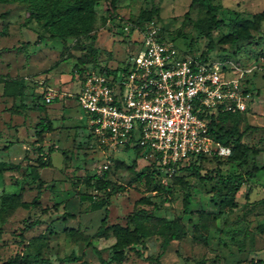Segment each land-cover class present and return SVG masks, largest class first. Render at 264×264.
I'll return each instance as SVG.
<instances>
[{"label": "rangeland", "instance_id": "1", "mask_svg": "<svg viewBox=\"0 0 264 264\" xmlns=\"http://www.w3.org/2000/svg\"><path fill=\"white\" fill-rule=\"evenodd\" d=\"M213 2L226 16L238 12L249 17L264 8V0ZM152 5L158 7L164 37L179 52L197 55L206 51L210 14L204 7L191 4V0H118L116 12L108 10V4L100 0L95 6L92 28L85 34L66 37L50 34L43 20L29 16L25 3L0 1V75L22 77L26 83L23 103L29 107L45 104L54 127L52 132L44 134L42 142L45 151L49 147L54 149L48 154L51 166L39 168V205H30L39 181L26 179L23 171L26 163L38 155L34 124L44 112L21 107L10 116L0 115V159L21 166L0 173L2 260L16 252L30 256L40 253L43 264H63V259L72 253L90 263H98L99 256L109 258L114 242L110 233L96 235L99 225L103 220L106 225L125 224V216L137 207L149 215L142 220L149 234L144 245L139 246L142 255L131 249L119 264H264V24L262 32L254 34V42L240 49L217 42L225 28L211 30L216 43L209 58L223 63L227 69L234 65L252 70L248 79L255 96L237 119L242 141L256 151L250 152L244 167L239 168L227 156L212 152L204 155L200 168V175L206 179L191 173L193 169H178L174 176L157 170L152 181L146 183L136 175L139 170L150 171L146 166L150 163L140 153L133 148L111 149L89 136L86 112L73 95L80 79V66L92 61L115 66L125 61L142 45L143 38L136 30L120 31L119 21L136 18L141 9H150ZM92 49L97 50L93 53ZM48 87L58 91L59 96L43 103ZM19 102L15 100L16 107ZM2 103L9 104V101L0 98ZM220 123L230 128L234 120L221 118ZM7 144L10 146L3 148ZM117 160L134 163L133 168L116 167ZM253 164L257 171L253 178H248L246 171ZM105 170L113 182V193L106 207L92 209L90 201L80 200L78 194L88 191L100 197L103 192L86 188L82 178L101 175ZM235 174L241 179L237 191L229 189L237 183L232 179ZM179 176L187 185L174 182ZM118 185L123 188L114 191ZM186 191L190 194V205L183 212L182 197ZM12 192H19L20 202L14 208L2 196ZM143 196L149 197L156 206L136 205ZM69 212L73 215L69 216ZM179 222L185 228V235L169 240L163 247L161 228L167 223Z\"/></svg>", "mask_w": 264, "mask_h": 264}, {"label": "built area", "instance_id": "2", "mask_svg": "<svg viewBox=\"0 0 264 264\" xmlns=\"http://www.w3.org/2000/svg\"><path fill=\"white\" fill-rule=\"evenodd\" d=\"M118 27L136 30L142 45L108 71L88 65L78 80L73 95L86 112L89 133L111 149L138 147L168 175L199 154L229 155L230 147L210 135L209 115L248 109L255 96L251 68L227 69L218 60L179 52L156 17L141 23L126 17ZM58 96L48 87L44 100Z\"/></svg>", "mask_w": 264, "mask_h": 264}, {"label": "trees", "instance_id": "3", "mask_svg": "<svg viewBox=\"0 0 264 264\" xmlns=\"http://www.w3.org/2000/svg\"><path fill=\"white\" fill-rule=\"evenodd\" d=\"M1 2H9L12 0H0ZM21 3H25L28 9L29 16L32 18L43 20V25L47 28V31L50 34L66 37V36H76L80 34H85L92 28L94 15H95V6L98 5L100 0H14ZM118 0H103L108 4L107 9L111 10V12H116ZM191 4H197L201 7H204L206 12L210 14L208 18V22L206 25V35L208 37L207 48L205 52L199 53L202 59H209L210 51L215 47V43L211 30L213 28H225L226 31L222 32L217 42L219 44H229L231 46L236 45L238 49L242 48L248 43L254 42L253 39L254 34H260L262 32V27L264 24V8L262 10L256 11L252 13L249 17L244 16L238 12H235L232 16L223 15L219 10V5L215 4L213 0H191ZM116 14V13H115ZM187 13H185V16ZM110 16H114V14H110ZM156 17L158 19V7L151 6L150 9H141L136 18L128 17L136 21L137 23H141L144 20L151 19ZM121 31V30H120ZM95 39V35H92ZM235 46V47H236ZM97 49H92L93 53H95ZM224 50V49H223ZM186 54V53H184ZM90 66L100 67L102 70H109L108 65H102L97 61H92ZM88 65L80 66V77L81 78L86 70ZM0 82L3 83L2 86V95L6 97L12 98V104L9 107V110H13L15 112L19 111L20 107H25L26 109H38L41 112H44L42 116L38 118V121L34 124V136H35V144L38 155L28 161L25 165V171H23V175L26 179L30 181H39V168L45 166H51V159L48 155L52 150V147H49L47 151L44 150L42 146V142L44 139V134L52 132L54 127L52 125L51 120L49 119L46 113L45 104H36L31 107H26L23 103V99L26 95V83L22 77H12L7 74L0 75ZM15 99H19L20 102L16 107ZM44 99V97H43ZM57 99V97H55ZM43 103H46L45 100ZM19 107V108H18ZM245 112V111H244ZM243 112H216L209 115L208 122V130L210 135L216 140L221 142L224 146L230 147V153L227 155L228 161H235L239 168L247 165L248 158L251 153L256 152L249 145L242 141V131H239L237 119L241 116ZM219 116V117H217ZM222 118H231L234 120V123L230 128H225L221 123L220 119ZM219 119V120H218ZM89 136H92L89 133ZM10 144L3 145V148H7ZM128 149V148H125ZM135 152L139 154L140 149L134 148ZM204 155L199 154L197 159L191 161L187 165L181 166L179 169H193L191 173L195 176H198L201 179H206L202 175H200V168L203 167L202 160L204 159ZM137 158H134L133 162H136ZM133 164L125 163L122 160H117L116 167H123L125 169H132ZM150 167V171H137V177L144 178L146 183H150L152 181V175L158 173V169L154 167V163H150L146 165ZM21 166L19 163H13L6 160H0V173H3L7 170L19 169ZM257 171V167L253 164L250 170H247L248 178H253ZM174 176V175H173ZM175 183H179L181 185H187V182L181 177H175ZM234 181L237 183H233L230 190L237 191L239 189V179L237 174L233 175ZM241 180V179H240ZM243 181V180H242ZM40 182H38V190L36 195L30 201V205H39V197H40ZM82 182H84L86 188H91L96 191H102L103 194L100 197L95 196L96 193H91L88 191H84L79 193L80 200H89L92 209H100L102 207H106L109 204L110 197L113 193V182L108 178V170H105L103 174L97 175H87L82 178ZM22 188V187H21ZM122 185H118L116 190L122 189ZM3 198L6 202H8L11 208L16 207L19 204V192L15 193H4L2 194ZM226 201V200H224ZM233 203L232 200L229 201ZM138 203H146L152 204L153 207L156 206V203L152 201L149 197L143 196L140 197L136 201V205ZM183 203V212H187L190 205V194L186 191L182 197ZM6 204V203H5ZM69 216H72L73 213H67ZM149 215L143 210L134 207L126 216H125V224H121L119 222L110 223L108 225L105 224L103 220L101 225H99L96 235L98 236H107L110 233L114 237V242L110 246V256L108 259H103L99 256L100 261L98 263H90L84 259H80L79 257L73 255L72 253L67 255L63 259V264L66 262H79V264H115L121 263L128 256L127 252L133 249L136 254L142 255L139 249V246L142 247L145 243V236L149 233L148 229L142 224V220L147 219ZM154 217V216H153ZM157 218V217H156ZM161 220V219H157ZM156 220V223L158 222ZM177 225H173V223H167L165 228H161L160 232L164 234V238L162 240V246L168 243L169 240L179 239L185 235V228L181 222L176 223ZM159 257V254L155 257L156 259ZM146 258H152L150 256ZM43 257L40 253H36L32 256L29 254H21L16 252L15 254L7 257L2 260L0 258V264H43Z\"/></svg>", "mask_w": 264, "mask_h": 264}, {"label": "crops", "instance_id": "4", "mask_svg": "<svg viewBox=\"0 0 264 264\" xmlns=\"http://www.w3.org/2000/svg\"><path fill=\"white\" fill-rule=\"evenodd\" d=\"M2 86H3V83L0 82V98H1V100L7 99L9 101V104H3L2 103V105H0V115L1 116H3V115L10 116V114L13 110H9V107L11 106L13 101H12V98L2 95ZM25 92H26V90H25ZM26 107H29V105H27ZM20 109H21V107L19 108V110ZM0 130H2V129L0 128ZM0 160H3V159H0Z\"/></svg>", "mask_w": 264, "mask_h": 264}]
</instances>
